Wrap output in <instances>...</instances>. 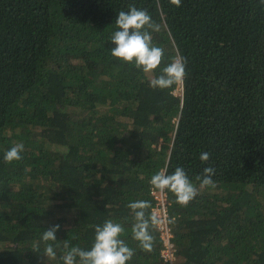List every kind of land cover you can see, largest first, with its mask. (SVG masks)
<instances>
[{
    "label": "trees",
    "instance_id": "1",
    "mask_svg": "<svg viewBox=\"0 0 264 264\" xmlns=\"http://www.w3.org/2000/svg\"><path fill=\"white\" fill-rule=\"evenodd\" d=\"M130 5L160 26L149 30L164 50L152 73L111 55ZM178 56L181 86L149 87ZM16 144L22 158L5 163ZM178 166L199 194L182 207L166 192L169 263L157 226L151 252L132 239L127 205L153 207L151 177ZM204 167L214 188L200 189ZM109 219L134 249L127 264H264L260 0H0V264H63L65 241L88 250ZM57 224L48 262L41 237Z\"/></svg>",
    "mask_w": 264,
    "mask_h": 264
},
{
    "label": "clouds",
    "instance_id": "2",
    "mask_svg": "<svg viewBox=\"0 0 264 264\" xmlns=\"http://www.w3.org/2000/svg\"><path fill=\"white\" fill-rule=\"evenodd\" d=\"M169 3L179 7L181 0H169ZM264 5V0H260ZM115 25L118 30L110 37L111 55L124 62L134 64L137 69L144 73L154 72L161 64L164 50L152 44V32L159 31L160 26L155 23L144 9H138L130 5L127 11H120L116 15ZM185 59L182 56L174 58L167 66L163 67L161 74L149 80V87L153 89H170L174 85L182 84L187 73L185 70ZM24 149L23 144H16L8 149L4 154V162L12 163L19 161ZM199 159L207 162L210 159L208 152H202ZM203 177L197 176L200 181V189L205 187H215L212 176L215 169L212 167L203 168ZM151 186L161 193L171 192L175 196V202L182 207H186L198 194L199 190L187 176L182 167H176L168 174L166 170L155 173L150 179ZM127 207L130 209L134 219L131 227L132 239L138 242L139 247L146 252L152 251L153 236L149 229L162 223L160 217L155 213H148L152 205L146 200L130 202ZM146 213H148L146 215ZM174 222V221H169ZM60 225H53L43 231L42 241L45 246L40 251L39 244L36 250L42 252L47 261L56 258V251L50 241H56L55 233ZM124 227L113 220H106L103 225H96L95 236L90 249L85 250L78 246L69 247L65 241L63 247L64 254L61 256L63 264H127L135 254L121 238Z\"/></svg>",
    "mask_w": 264,
    "mask_h": 264
},
{
    "label": "built area",
    "instance_id": "3",
    "mask_svg": "<svg viewBox=\"0 0 264 264\" xmlns=\"http://www.w3.org/2000/svg\"><path fill=\"white\" fill-rule=\"evenodd\" d=\"M179 84L178 87H180ZM155 203L152 207V211L155 212L161 219L162 223L157 227L160 229L161 237L163 239L164 247L161 249V256L164 260L172 263L174 260V245L170 237L172 236L170 226L168 224V201L166 193H161L154 188L151 190Z\"/></svg>",
    "mask_w": 264,
    "mask_h": 264
}]
</instances>
